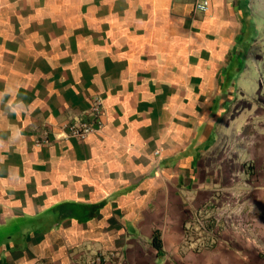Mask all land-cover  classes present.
<instances>
[{
  "label": "crops",
  "instance_id": "crops-1",
  "mask_svg": "<svg viewBox=\"0 0 264 264\" xmlns=\"http://www.w3.org/2000/svg\"><path fill=\"white\" fill-rule=\"evenodd\" d=\"M263 62L264 0H0V264H264V215L194 227L264 168Z\"/></svg>",
  "mask_w": 264,
  "mask_h": 264
},
{
  "label": "rangeland",
  "instance_id": "rangeland-1",
  "mask_svg": "<svg viewBox=\"0 0 264 264\" xmlns=\"http://www.w3.org/2000/svg\"><path fill=\"white\" fill-rule=\"evenodd\" d=\"M262 76L259 77V82L261 84L260 91L262 94L264 93V62L262 64L261 73ZM256 87L259 88V85ZM253 102V100H252ZM256 159V158H255ZM258 159H256L257 161ZM260 160L264 163V157L260 158ZM259 161V160H258ZM250 162L249 164H245L247 168H236L235 170V182L236 185H228L223 184L220 186V188L217 190L219 192L220 200L217 202L215 208L211 212L204 211L201 214H198L197 221L195 222V226L197 230L202 231V235L205 236L206 233H212V231H215V227L221 223H224V226L228 227V225L234 226L243 224L245 222L249 221H256V218H259L264 215V206L258 205L256 202H253L251 206L245 205L244 202V196L250 197L252 195V198H263L264 199V168H260L259 162ZM247 161H244V163ZM243 163V165H244ZM239 167V164H238ZM262 167V166H261ZM247 176V178L252 177V181L254 184L259 186V188L254 189L252 193L250 190L244 188V178ZM228 186H231L228 188ZM255 186V185H254ZM248 192V193H247ZM237 198V202H234L233 199ZM238 210V212H237ZM237 212V213H236ZM245 212V213H244ZM236 213V215H235ZM242 213L247 215H250V219L248 220H242ZM241 214V215H240ZM240 215V216H239ZM213 219V222L209 219ZM236 218L233 221L230 222V224L226 225V223L229 221V219ZM214 224V226H213ZM223 227V225L221 224ZM219 228V226H218Z\"/></svg>",
  "mask_w": 264,
  "mask_h": 264
},
{
  "label": "built area",
  "instance_id": "built-area-1",
  "mask_svg": "<svg viewBox=\"0 0 264 264\" xmlns=\"http://www.w3.org/2000/svg\"><path fill=\"white\" fill-rule=\"evenodd\" d=\"M194 8L197 11L205 12L209 9L211 0H192ZM262 76V75H261ZM260 76V77H261ZM104 107L103 102L99 96H95L84 115L76 119L67 121L62 127L66 130V134L72 135L78 139L86 138L90 133L98 131L103 126ZM48 133L44 134L37 139L38 143L48 142ZM96 261H104L106 257L97 253L94 257Z\"/></svg>",
  "mask_w": 264,
  "mask_h": 264
},
{
  "label": "trees",
  "instance_id": "trees-1",
  "mask_svg": "<svg viewBox=\"0 0 264 264\" xmlns=\"http://www.w3.org/2000/svg\"><path fill=\"white\" fill-rule=\"evenodd\" d=\"M194 227L196 228L195 225H194ZM195 230H197V228ZM154 243H155V245H159V239H157V237H154Z\"/></svg>",
  "mask_w": 264,
  "mask_h": 264
}]
</instances>
